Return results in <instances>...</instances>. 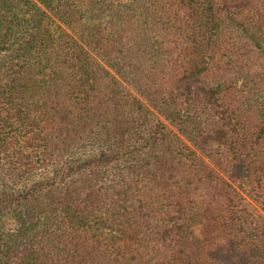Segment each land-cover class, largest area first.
<instances>
[{"label": "trees", "instance_id": "obj_1", "mask_svg": "<svg viewBox=\"0 0 264 264\" xmlns=\"http://www.w3.org/2000/svg\"><path fill=\"white\" fill-rule=\"evenodd\" d=\"M0 264H264V0H0Z\"/></svg>", "mask_w": 264, "mask_h": 264}]
</instances>
